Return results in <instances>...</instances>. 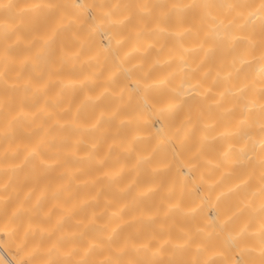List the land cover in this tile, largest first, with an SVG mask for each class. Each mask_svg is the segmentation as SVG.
<instances>
[{
	"label": "bare ground",
	"instance_id": "6f19581e",
	"mask_svg": "<svg viewBox=\"0 0 264 264\" xmlns=\"http://www.w3.org/2000/svg\"><path fill=\"white\" fill-rule=\"evenodd\" d=\"M0 264H264V0H0Z\"/></svg>",
	"mask_w": 264,
	"mask_h": 264
}]
</instances>
